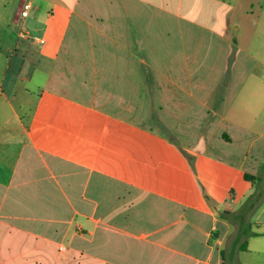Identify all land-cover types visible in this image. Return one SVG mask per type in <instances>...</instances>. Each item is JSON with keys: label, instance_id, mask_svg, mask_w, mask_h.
<instances>
[{"label": "crops", "instance_id": "1", "mask_svg": "<svg viewBox=\"0 0 264 264\" xmlns=\"http://www.w3.org/2000/svg\"><path fill=\"white\" fill-rule=\"evenodd\" d=\"M202 3L0 0V264H264V75L194 81L239 42Z\"/></svg>", "mask_w": 264, "mask_h": 264}, {"label": "rangeland", "instance_id": "2", "mask_svg": "<svg viewBox=\"0 0 264 264\" xmlns=\"http://www.w3.org/2000/svg\"><path fill=\"white\" fill-rule=\"evenodd\" d=\"M202 1V5L199 6L202 10L199 12L200 16L205 21H210L219 26V18L221 16H224L225 19L230 16L232 19L231 31L237 35L239 42L235 43L232 40L227 66L222 74L216 71L199 70L195 73L196 75L194 74V81L197 78L208 81L213 78V75L215 77L222 75L221 85L217 89L216 98L220 104L223 99L228 98L227 100L229 101L233 100L235 105L238 106L235 108L236 112H241L243 111V102L245 101L244 89L246 84L244 82L264 75V0H226L224 3H218L217 1L211 2L212 0ZM214 5L220 10L218 18ZM173 33L179 34L177 29H174ZM203 34L209 33L205 32ZM210 39L212 38L206 37L205 39V52L207 53V58H214L218 52L214 49V44H210ZM194 87L193 89L196 90ZM212 96L208 100L209 105H213L211 103L216 102L213 100L215 97L212 98ZM188 104L192 112L199 109L198 106H195L196 103L192 102L190 98L188 99ZM149 106H151L150 110ZM140 107L142 126L150 125L170 141L179 142V137L174 129L156 112L152 104L140 103ZM189 117L190 112L188 114ZM187 121L188 119L182 123V126H187V124L190 126V118L189 123ZM191 126L193 128L195 127L193 120ZM198 147L200 148V145Z\"/></svg>", "mask_w": 264, "mask_h": 264}, {"label": "trees", "instance_id": "3", "mask_svg": "<svg viewBox=\"0 0 264 264\" xmlns=\"http://www.w3.org/2000/svg\"><path fill=\"white\" fill-rule=\"evenodd\" d=\"M144 75H145V79L147 81V84H148L149 88H151V86L153 84V77H152L151 72L150 71H145ZM253 201H254V196H249L246 199L243 207L244 208H248V207L252 206L253 205ZM243 247H245V244H243Z\"/></svg>", "mask_w": 264, "mask_h": 264}, {"label": "built area", "instance_id": "4", "mask_svg": "<svg viewBox=\"0 0 264 264\" xmlns=\"http://www.w3.org/2000/svg\"><path fill=\"white\" fill-rule=\"evenodd\" d=\"M30 6V2H26L24 8L21 10V15L26 16L28 14V7Z\"/></svg>", "mask_w": 264, "mask_h": 264}]
</instances>
